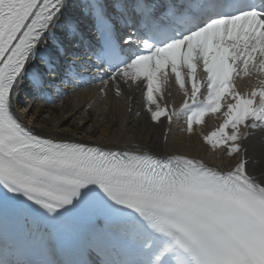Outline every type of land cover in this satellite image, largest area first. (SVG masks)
<instances>
[{
	"label": "snow or ice",
	"instance_id": "snow-or-ice-1",
	"mask_svg": "<svg viewBox=\"0 0 264 264\" xmlns=\"http://www.w3.org/2000/svg\"><path fill=\"white\" fill-rule=\"evenodd\" d=\"M53 78L99 80L105 97L141 88L147 119L168 125L165 142L183 117L181 131L231 166L76 141L92 121L75 111L58 134L37 132L30 98L59 94ZM244 78L256 84L241 91ZM173 83L179 107L163 102ZM209 115L218 124L198 133ZM257 138L264 143V0H0V226L11 212L32 236L84 217L85 250L96 257L3 264H264Z\"/></svg>",
	"mask_w": 264,
	"mask_h": 264
},
{
	"label": "bare ground",
	"instance_id": "bare-ground-1",
	"mask_svg": "<svg viewBox=\"0 0 264 264\" xmlns=\"http://www.w3.org/2000/svg\"><path fill=\"white\" fill-rule=\"evenodd\" d=\"M99 85L84 90L73 92L63 102L56 105H44L37 101H30L34 108L41 113L40 120L35 125V130L50 131L51 134H58L55 125L62 120L63 115L68 111L78 112L77 120L91 117L92 124L87 132H76L72 134L74 140H81L90 144L100 145L113 149L125 148L134 149L135 144L141 148L156 153H185L196 158L203 159L213 166L229 168L230 159L221 152H212L208 146L203 144L200 136H188L181 131L183 124L179 121L171 125V132L165 142L162 132L168 127L167 123L160 127H153L147 119L144 110L143 90L141 88L129 89L123 86L124 96L117 97L110 89L107 97L99 94ZM130 101L133 111L129 113L127 108ZM164 101L174 104L176 107L182 103L183 96L173 83L164 91ZM91 108L85 111L87 106ZM136 112L141 115L137 117ZM203 126H197V132L207 133L212 130L218 121L214 116H207ZM31 120V117L29 118ZM49 126H51L49 128ZM252 154L257 159L254 166L255 173L259 176L264 171V143L257 138L252 141Z\"/></svg>",
	"mask_w": 264,
	"mask_h": 264
}]
</instances>
